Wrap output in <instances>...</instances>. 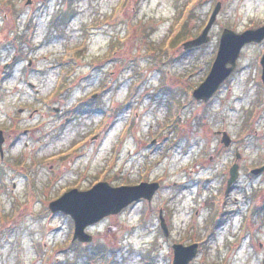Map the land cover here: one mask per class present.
<instances>
[{"label":"rangeland","instance_id":"374dc122","mask_svg":"<svg viewBox=\"0 0 264 264\" xmlns=\"http://www.w3.org/2000/svg\"><path fill=\"white\" fill-rule=\"evenodd\" d=\"M26 1L0 0V29L11 4L23 11L20 22H27L30 8L26 10L24 7ZM58 1L60 6L57 13L70 12L71 19L61 26L51 44L41 46L45 43L41 42V45L31 49L33 54L30 55L38 66L56 67L45 73L31 70L20 73L21 67L25 69L22 71L27 70L29 60H26L17 65L14 72L10 71L4 65L10 61L13 52H7V48L0 44V122L10 115H18L19 108H25L27 114L23 117L27 120L24 127L50 129L52 124L49 123H53V117L43 118L41 115L43 111L47 115L53 113L52 110L51 113L48 111L50 105L65 108L66 116L81 101L96 100L100 103L96 109L71 117V121L61 127L63 135L57 144L62 155H66L59 160V165L68 166L69 172L76 166L88 170L84 186L91 180L94 182L101 178L119 186L134 183L138 177L162 178L168 185L174 179H179L175 176L180 172V167L186 174L189 173L193 163L199 161L197 156L202 148L218 146L219 138L214 133L217 130L226 129L236 144L242 142L247 152H254L252 148L256 146H264V136L261 135L264 115L258 119H243L240 113L231 111L227 91L229 85L205 108L201 103L189 100V89L186 92L188 96L180 103L174 99L168 101L167 93L171 89L168 79L176 81L177 77L192 71L190 82L205 80L215 60L210 52L216 44L214 38L198 59L177 52L179 48L170 44L171 31L177 27L170 19L173 14L172 0ZM220 2L221 13L213 27L215 35L221 34L226 27L241 32L264 21V0ZM210 6L205 0L203 9L199 8L196 13L202 10L206 13ZM35 12L34 43L41 41L46 33V19H40L38 9ZM200 22L199 15L192 17L186 27L188 33H193ZM258 50H264V45L245 50L241 65L253 64ZM244 80L229 84L239 92L246 85ZM28 83L37 85L32 88ZM96 93L97 97L93 98ZM254 93L252 88L251 99ZM33 109H39V114L29 119L28 115ZM199 114H206L205 126L199 125ZM176 122H182L181 129ZM172 124L175 130L180 129L181 136L176 132L167 136ZM84 131L87 133L81 134ZM97 133L99 139L88 138L89 144L79 150L84 155L76 160V166L69 165L74 151L83 145V135ZM81 137L83 139H79ZM154 139L157 143L152 144ZM136 141L142 143L139 151L135 149ZM145 142L151 148L145 147ZM51 155V150L44 154V165L38 181L49 175V166L54 163V159L49 158ZM228 160V154L221 155L222 163ZM133 164L135 169L131 168ZM69 172L62 173L56 184L47 186L48 181L38 183L34 189L41 197L31 200L26 195L28 183L25 178L18 175L12 178L0 164V179L5 184L0 185V264H166L165 251L157 245L158 211L166 205V187L163 186L158 192L151 207L147 204L130 206L91 227L89 232L99 237L105 250L101 256L98 252L99 256L87 257L73 248L74 223L71 217L60 212L53 214L48 207V198H53L75 182ZM196 173L192 174L193 177ZM238 187L240 190L235 191L230 199L233 200L235 195L241 198L243 184ZM186 193L181 203L175 200L178 213L174 222L177 237L181 229L185 233L180 238L200 242L202 247L196 264L202 260L207 264H248L243 218L238 214L217 227L222 192L215 194L218 206L204 208L194 204L192 194ZM232 203V208L241 204L242 211L243 201ZM188 222L193 225L187 232L183 223ZM162 239L164 241V237ZM150 251L155 258L151 263L145 259ZM254 264H262L261 258Z\"/></svg>","mask_w":264,"mask_h":264},{"label":"flooded vegetation","instance_id":"af4514ba","mask_svg":"<svg viewBox=\"0 0 264 264\" xmlns=\"http://www.w3.org/2000/svg\"><path fill=\"white\" fill-rule=\"evenodd\" d=\"M71 2L72 0H64V2ZM211 6L210 9L206 12H198L199 8L204 6L205 0H172V9L173 14L171 16V21L175 26V31H171V41L170 44L176 46L175 48H179L177 52H181L184 56H193L194 59H198L204 55L206 52L205 49L210 47L209 45L213 42L215 38V43L213 49L211 50V57L217 56V53L220 48V40L221 34H213V27L217 23V19L220 16V13L217 16L215 23L212 25L211 29L209 30L207 37L208 41L193 45L190 47L185 46L186 42L195 40L198 38L202 32L204 31L214 9L215 6L221 0H207ZM9 1H6V3ZM60 6L58 0H27L25 2V8H30V16L26 20V23H21L19 17L21 14L23 15V11H19L18 8L13 6H8V11L5 12L3 17L4 25L0 29V44L5 46V49L8 51L13 52L9 62L5 63V67L10 69V71L14 72V68L17 65L23 64L26 60H29L27 65V70L24 67H21L20 73H26L28 70H31L35 73H45L50 71L51 68L56 66H38L36 64V60L33 59L32 55L33 51L31 49L36 48L37 46L41 45V42H45L44 44H51L58 36V31L63 23H66L67 16L70 19L71 13H67L64 17L65 12L58 14L57 8ZM36 9H38V15L42 21L45 19V34L41 41L34 43L35 33H32L35 28V19L36 16ZM203 9V8H202ZM199 15L201 18V22L199 25L195 27V30L192 31L193 33H188V29H186L187 24L189 23L190 19L195 15ZM68 19V20H69ZM22 20V18H21ZM65 21V22H64ZM180 24L178 25V23ZM264 25V21L259 25H254L250 28H258L259 26ZM246 28V29H248ZM244 29V30H246ZM242 30V31H244ZM57 35V36H56ZM185 38V39H184ZM44 40V41H43ZM174 43V44H173ZM264 45V39L260 42H250L246 43L239 54V57L236 61V65L232 72L224 79V81L220 84L218 89L212 94V96L208 100L200 99L197 100L193 97V91L197 88L203 81H198L197 83H192L189 80V76H191V72L187 73L186 75H182L181 77H177L175 82L169 81L168 79V86L170 85L171 89H169L168 101L171 102L173 99L180 103L183 99L188 96L190 93L189 100L197 101L201 103V105L205 108L208 104L212 103L220 94L222 89L229 85V99L228 102L231 103V111L240 113L243 119H258L260 116L264 115V80H263V71L264 67L262 64V59L264 57V50H258V54L254 57V62L251 65H241L242 60V53L247 50L249 47H258ZM32 47V48H31ZM54 62V60L52 61ZM31 68V69H28ZM211 70V68H210ZM209 70V72H210ZM209 74V73H208ZM243 74H250L249 77H242ZM247 76V75H245ZM207 77V76H206ZM205 77V78H206ZM245 78L244 83L245 86L242 87L241 91H236L231 86L234 83L233 81H241ZM21 79V77H20ZM248 83V84H247ZM32 88H35L37 84L28 83ZM252 86V87H251ZM252 88L255 90L253 94V99H251L250 92ZM189 89V92H187ZM36 91H39L36 90ZM98 95V94H97ZM97 97V96H96ZM93 95V98H96ZM90 102L81 101L78 103L77 107L74 110L70 109L68 111L69 115L64 116L66 109L60 106L50 105L51 109L48 111L53 113L47 115L46 112H42L41 115L43 118L53 117L54 121L50 129H40L41 126L28 128L24 127L26 125V118L25 116L27 113V109L19 108L17 111L18 115H10L7 120L0 122V131L2 137V149L0 150V164L3 165L7 174H10L12 178L16 175L21 176V178H25L27 181V197L31 200H34L38 196L39 192L34 189L38 183H45L49 186L52 184H56V180L62 175V173L69 172L68 166L59 165L61 158H65L66 155H62V152L59 150V146L57 144L60 142L62 133L61 127L66 123L71 121V117H75V114L79 112L85 113L86 111H91ZM52 110V111H50ZM39 109H33V111L28 115L29 119L34 118L35 115L39 114ZM72 114V116H71ZM62 118L64 121L61 122ZM206 114H199L198 122L200 126H205ZM181 121V119H180ZM49 122V120H48ZM182 123V122H181ZM181 123L176 122L180 129L182 128ZM9 126V127H8ZM180 129L175 130L174 124L170 126L169 132L167 136L169 137L170 134L176 132L178 135H182L180 133ZM224 130H217L214 131L216 137L219 138L218 146L213 147H204L198 157L199 161L193 163V167L188 170L189 173L183 171L180 167V172L177 173L175 176L179 179H174L168 185H166L162 178L159 179H148V178H140L138 177L134 183H124L123 185H137L141 182H159L160 187L155 192L151 200L148 199H139L138 201L134 202L131 206H136L138 204H147L149 207L152 206L154 199L156 198L158 192L162 189V187H166L168 194L166 205L161 207L158 211V218H159V229L157 236L159 237L158 241V248L160 250L165 251L166 256V264H173L174 260V246L176 244H184L189 245L194 242L199 243L198 253L197 256L190 261L189 264H196L199 260L198 255L201 251V244L199 241L188 242L186 238L181 237L184 235L183 230H179L180 236L177 237L176 229H175V216L178 213L177 205L175 200H183L184 197L187 195V191L192 194V202L194 204H198L199 207H212L214 205L218 206V200L215 198V194L218 191L222 192V203L219 214L217 215L216 224L218 226H223L227 219H231L236 217L238 214L243 218L242 225L244 229L243 238L246 241V259L248 264H254V261H259L261 258L262 264H264V146H256L252 149L255 151H245L242 146V142L236 144L233 139L230 145H225L222 142L224 138ZM86 134L87 131L81 132V134ZM256 136L258 132L255 131ZM93 135V136H92ZM264 136V131L261 134ZM172 136V135H171ZM226 136V135H225ZM259 136V135H258ZM84 140L82 141V146L75 150L73 156L70 157L68 162L69 165L76 166V160L82 157V154L79 150L85 147L87 144V140L92 139L96 140L99 139L100 135L97 134H89L83 135ZM87 138V139H86ZM179 138V137H178ZM226 138V137H225ZM232 138V137H231ZM79 139H83L82 137ZM157 142L156 139L152 141V144ZM173 142L170 144L172 148ZM142 147V143L140 141H136L135 149L139 151ZM145 147L151 148V146H147L145 142ZM176 147V146H173ZM177 148V147H176ZM51 150L52 155L49 157L54 159V163L50 164L49 175L44 179L38 181L41 175V171L43 169L45 156L44 154ZM136 151V152H137ZM42 154V155H40ZM228 154V161L222 163L221 162V155ZM74 159L75 161H73ZM138 159V158H136ZM140 159V157H139ZM56 160V161H55ZM135 169V166L131 167ZM186 170V169H185ZM232 170L235 173V180L229 184V180L232 176ZM197 171L195 177L192 174ZM71 173L75 181L73 184L66 186L60 193L55 195L53 198L49 199V201L55 200L60 197L62 194L72 190L78 189L79 191H86L92 188L95 184L99 182H108V180L101 178L95 180L84 186V183H87L85 179H88V170L83 166H76ZM191 175V177H190ZM90 177V176H89ZM106 178H108L106 176ZM171 178V177H170ZM9 179V177H8ZM3 186L4 180L0 179V185ZM243 184L241 198L235 195L234 199H230L231 196L237 191L240 190L239 185ZM16 187V183H13V188ZM217 187V188H216ZM3 189H5L3 187ZM14 191V189H11ZM37 192V193H36ZM183 197V198H182ZM243 201V209L241 211V204H237L236 207L232 201L235 203L237 201ZM224 202H226V206H224ZM232 203V204H230ZM198 207V208H199ZM238 207V209H237ZM197 208V209H198ZM199 211H197L198 213ZM160 215L163 216L165 223L167 225V233L165 234L160 226ZM113 217V216H109ZM109 217L103 218L101 221L97 222L94 225L88 226L86 231L88 233L91 227L96 226L103 222L104 220L108 219ZM228 219V220H229ZM185 223V222H184ZM183 223V227L188 232V230L192 229L193 223L188 222L186 224ZM214 224V223H213ZM185 225V226H184ZM74 231V226H73ZM91 234V233H90ZM105 237V236H104ZM164 237V241L162 239ZM103 238V237H102ZM74 243L73 248L76 249L75 251L79 254L88 256H101L103 255L105 247L99 241V237L97 235H93V240L91 242H81L79 240H73ZM99 252V255H98ZM153 252L150 251L145 255V259L151 263L154 261ZM200 264H207L205 260L200 261Z\"/></svg>","mask_w":264,"mask_h":264},{"label":"water","instance_id":"95a60500","mask_svg":"<svg viewBox=\"0 0 264 264\" xmlns=\"http://www.w3.org/2000/svg\"><path fill=\"white\" fill-rule=\"evenodd\" d=\"M220 10L221 3H218L203 33L197 39L185 43L186 48L208 41L207 34ZM262 39H264V26L257 29H248L241 33H237L230 28H225L222 32L220 48L213 67L206 80L194 91V97L196 99L208 100L234 69L241 48L246 43L259 42ZM262 64L264 67V57ZM1 133L0 131V147L3 140ZM223 141L226 146L231 142L228 135ZM235 178L234 170H232L229 184ZM158 188L159 183L143 182L135 186L113 187L107 182H100L88 191L73 189L50 202L49 207L52 212L62 211L71 215L75 222L74 238L83 242H89L92 240V236L85 232L87 226L100 221L106 216L118 214L129 204L140 198L151 200ZM162 227L167 233L163 218ZM197 250L198 244L189 246L182 244L175 245L174 264H189L190 260L196 256Z\"/></svg>","mask_w":264,"mask_h":264}]
</instances>
